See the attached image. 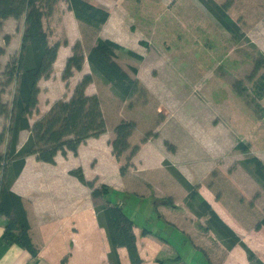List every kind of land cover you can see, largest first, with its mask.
Instances as JSON below:
<instances>
[{
	"label": "rangeland",
	"instance_id": "1",
	"mask_svg": "<svg viewBox=\"0 0 264 264\" xmlns=\"http://www.w3.org/2000/svg\"><path fill=\"white\" fill-rule=\"evenodd\" d=\"M88 1L122 23L119 32L124 46L120 45L116 61L137 78L138 91L123 99L110 84L91 73L88 54L103 38L100 29L81 21L73 27V19H68V0H60L53 13L44 18L49 44H58L60 50L72 39L73 48L81 46L85 61L82 70L74 69L64 79L67 61L74 54L72 48L67 61L63 59L64 65L60 61L46 78L54 74L56 88L65 82L72 89L92 75L89 92L99 96L107 127L114 128L115 133L121 121L134 122L130 145L139 146L140 151L141 145L152 141L154 151L163 150L169 157L160 172L148 170V164L142 167L141 160L134 164L138 151L132 156L128 150L118 159L113 150L121 173H131L130 189H138L134 177L142 182L140 194L149 189L143 183L148 186L152 181L150 173L158 172L153 181L158 178L161 191L153 195L158 205L154 204V220L148 221L159 226L154 231L159 232L155 241L176 250L171 264L177 259L184 264H264L259 257L262 253L257 251L264 245V184L254 165L246 162L256 156L264 163V0H215L227 7L239 26L237 35L227 31L200 0ZM23 30L24 18H9L0 30V47L5 51L0 56L2 98L4 87L17 88L16 80H9L7 68L19 54ZM131 49L142 59L131 56ZM257 64H261L259 69ZM131 67L138 69L137 75ZM240 143L245 147H238ZM146 156L147 161L150 158ZM172 161L197 175L196 182L183 174L196 187L197 197H192L172 174L170 166H176ZM87 180L98 188L107 185L98 184V178ZM204 200L235 230L240 243L230 247L216 234L209 223L210 215L201 209ZM161 218H165V227ZM171 220L181 223L174 225ZM145 232L140 231V236L149 234Z\"/></svg>",
	"mask_w": 264,
	"mask_h": 264
},
{
	"label": "trees",
	"instance_id": "2",
	"mask_svg": "<svg viewBox=\"0 0 264 264\" xmlns=\"http://www.w3.org/2000/svg\"><path fill=\"white\" fill-rule=\"evenodd\" d=\"M60 0H0V30L5 20L9 18H24L19 54L8 65L9 80H16L17 88L11 105L3 101L0 91V116H6L9 126L0 134V144L6 143L5 154H0V217L6 216L8 223L4 232L5 241L17 244L37 257L38 248L30 235V222L23 198L12 191L13 182L19 177L26 164V158L35 155L39 161L56 162L59 152L67 155L68 151L78 154L79 147L89 138H97L107 131V123L98 95H88L86 89L93 82L92 75L84 77L76 87L69 100L56 102L49 113L31 124L30 119L38 108L40 88L39 81L48 77L58 57L59 45L49 44V35L44 26V18L51 15L55 5ZM215 16L219 23L229 32L237 35L239 26L233 21L225 5L215 0H200ZM75 17L94 28L100 29L109 19L110 14L88 0H68ZM8 40V39H7ZM121 46L110 39H100L88 54L92 72L111 85L114 92L123 99H129L138 91V80L133 78L116 61L117 51ZM74 54L68 59L63 75L69 78L73 70H82L85 56L79 44L73 48ZM0 47V56L4 54ZM131 56L142 59L133 51ZM261 64L256 65L259 69ZM134 75L138 74L136 67H131ZM241 83L238 85L240 86ZM238 86V87H239ZM136 124L131 121H121L115 127L116 138L112 142L114 153L119 159L125 152L131 150L133 156L139 146L130 145V137ZM30 131V137L22 148H18L22 131ZM238 147H245L240 143ZM255 167V174L264 184V163L259 157L253 156L246 160ZM168 164V163H166ZM172 174L190 192L197 197L196 187L174 166H170ZM125 173L126 169L122 168ZM84 185L92 189L98 220L105 228L110 243V259L112 264H122L118 249H127L132 264H142L137 236L134 231L135 222L127 215L124 205L116 200L120 193L107 185L96 187L86 179L82 168L71 171ZM103 202L98 204L97 200ZM202 211L210 215L209 223L216 234L228 243L230 247L240 243L239 236L213 210L207 201L201 203ZM149 231H146V233ZM251 255V254H250ZM252 257V255H251Z\"/></svg>",
	"mask_w": 264,
	"mask_h": 264
},
{
	"label": "crops",
	"instance_id": "3",
	"mask_svg": "<svg viewBox=\"0 0 264 264\" xmlns=\"http://www.w3.org/2000/svg\"><path fill=\"white\" fill-rule=\"evenodd\" d=\"M68 13V19L70 17L73 19V27L79 26L78 22L80 21L75 17L74 12L71 10ZM112 17L100 28V38L110 39L124 46L122 43V41L124 42L123 37L119 32L123 28L122 23L120 21L115 22L114 17ZM74 42L70 39L68 46L59 50L53 71L60 61L64 65L65 61L71 56ZM131 51L139 54L134 49H131ZM62 72L61 70V76ZM63 84L65 86L60 87L58 84L57 88L55 87L54 74L50 79L44 77L39 81L38 111L32 115L31 124L46 116L58 100L72 96L76 85L72 86L71 89V87H67L65 82ZM4 89L3 101L11 105L16 87L13 89L4 87ZM89 89L90 86L86 91L87 94L91 95ZM8 126V118L0 116V134L4 133V129ZM30 134L28 130L21 132L19 149L28 141ZM115 136L114 128L109 129L107 127L106 133L97 138H89L84 142L79 147L78 154L68 151L67 155H64L59 152L54 164L39 161L35 155L26 158L24 169L12 184V191L24 200L31 226L30 235L34 245L38 248L39 254L34 257L19 245L8 244L4 239L8 218L1 216L0 264H112L110 243L105 228L99 223L92 190L70 173L79 167L84 170L87 179L94 180L98 178V184H107L121 194L120 199L117 198L116 200L124 205L125 212L135 222L134 231L137 236L139 252L143 259L142 264H165V262L171 264L175 257L173 253H176V250H173L170 245L168 246L164 242H156L155 238H157L156 235L159 232L154 231H158L156 227L159 226H154L153 222V226L148 223L149 220L155 218V216H152L156 212L154 204L158 205V200L153 195H157L158 191H161L160 182L157 181L158 178L153 181L155 177H158V172L154 175L153 171L150 173L151 176L149 177L152 181H145L148 186L143 183L145 188H149L146 194H140L138 191L143 187L140 188L139 185L142 182H139L137 177L133 179L135 180L134 185L138 189H130L131 173L125 175L121 173V165L113 153L112 141ZM151 142L141 145V150L134 156L133 162L135 164L137 160H141L144 163L141 164L142 167L148 164V170L162 172L165 168L164 160L169 157H166L163 150H160L159 153L154 151L150 145ZM5 152L6 143L4 142L0 144V154L3 155ZM145 155L150 159L146 161ZM177 163H174L175 167L182 174L190 180L197 179V175L190 173L183 165ZM1 177L2 170H0V180ZM213 210L217 213L215 208ZM164 220L165 218L160 220V223H163V225L161 224L162 227L165 224ZM172 222L174 225L181 223L178 220ZM144 230L149 231V234L141 237L140 231ZM194 247L196 248L195 245ZM258 248L257 251L262 253L261 256L259 255L260 260L264 262V245ZM164 251H168L172 255L164 256L162 253ZM118 252L122 264H132L126 248L121 247ZM159 259L165 262H160ZM174 264L184 263L182 260L177 259Z\"/></svg>",
	"mask_w": 264,
	"mask_h": 264
}]
</instances>
